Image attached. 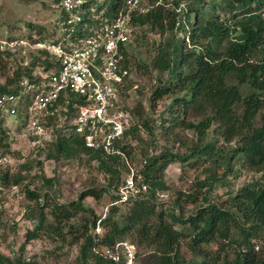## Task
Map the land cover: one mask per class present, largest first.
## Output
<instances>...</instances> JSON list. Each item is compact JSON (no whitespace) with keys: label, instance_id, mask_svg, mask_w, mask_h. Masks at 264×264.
Segmentation results:
<instances>
[{"label":"trees","instance_id":"obj_1","mask_svg":"<svg viewBox=\"0 0 264 264\" xmlns=\"http://www.w3.org/2000/svg\"><path fill=\"white\" fill-rule=\"evenodd\" d=\"M149 2L151 7L145 13L134 16L142 29L136 44L147 29H155L165 37L151 60L152 68L160 75L149 98L150 105L155 107L164 97H171L172 101L160 115L157 126H147V122H143V126L154 147L158 128L166 145H161L157 154L147 155L140 161L135 174L140 176V183H144L146 189L138 198L125 203L128 209L120 221L114 218L117 206L111 207L107 217L100 221V226L107 231L98 246L112 247L129 234L133 238L137 236L138 246L144 245L135 253L137 264H211L207 247L220 239L229 240L230 230L236 229L238 236L234 241L239 247L233 253L231 264H264V0H188L184 5L182 0H170L171 7L159 0ZM123 5L124 0H87L81 13L87 16L89 8L93 7L111 14ZM33 33L6 38L25 39L33 44L52 35L43 26L33 28ZM25 48L18 46L13 51L0 53V62L4 56L13 61L10 75L0 82V93L18 92L23 80L36 79V68L47 72L56 64L40 48L28 54V61L17 58L24 54ZM3 65L6 63L2 61V77ZM133 84L131 81L126 89ZM135 111L141 115L143 108L138 106ZM18 114L25 121L22 113ZM211 127L216 137L235 144L230 159L236 157L239 167L262 173V178L241 186L228 201L219 204L210 202L213 182L217 179L211 174L195 181L197 188L193 191L177 190L171 208H157V193L168 189L163 171L169 163L184 164L191 157L198 162L217 163L216 143L202 144ZM65 128L61 127L56 136L45 141L48 148L44 157L86 156L88 161L95 160L108 176L107 186L88 188L77 200L60 203L54 196L41 192L53 186L54 178L39 172L34 176L41 182L31 187L30 162L22 163L14 173L7 169L2 177L4 186L20 185L26 199L33 202L26 212V217L33 222V227L26 232V242L44 232L50 243L60 247L66 244L69 235V243L78 245L76 264H125L123 255L115 261L94 253L93 230L98 218L92 213L79 217L88 211L83 205L85 197L97 200L109 189L116 191L123 181V172L126 171V175L136 161L137 153L133 152L129 140L137 135L138 124L132 123L115 141L122 154H107L102 149L88 147L83 136ZM6 130L2 127L0 131V147L4 150L8 148L4 143L8 137ZM186 130L196 134L198 143L182 154L173 152L167 146L168 137L181 141L178 131ZM38 151L41 153L40 149ZM196 161L193 164H197ZM228 164L231 171L230 161ZM225 175L226 172L223 177ZM117 199L114 194L111 202ZM197 202L200 203L198 208L185 216L184 205ZM176 208L180 212L176 213ZM255 239H259L260 246ZM183 243L194 257L192 260L182 253ZM216 259L218 261L219 255ZM40 260L39 255L23 259L18 253L11 258L0 251V264H43Z\"/></svg>","mask_w":264,"mask_h":264},{"label":"rangeland","instance_id":"obj_2","mask_svg":"<svg viewBox=\"0 0 264 264\" xmlns=\"http://www.w3.org/2000/svg\"><path fill=\"white\" fill-rule=\"evenodd\" d=\"M55 1L0 0V37L6 38L8 36H27L29 33L34 34L33 28L35 29L36 26H43L47 32L57 36L55 22L59 16V12L55 8ZM159 1L165 2V4H168V7H171L169 6L170 0ZM187 1L182 0V4L184 5ZM143 32L144 34L138 40L137 44L133 46L129 55L135 80L134 84L129 88V92L123 98L125 110L130 115V124L136 123L139 127L136 133L137 135L132 136L129 140L131 146H133V152L135 154L137 153L136 161L133 165L131 164L134 169L139 167L140 161H143L142 159L145 156L157 154L161 149L160 146L166 145V141L159 134L160 130L158 128L156 129L157 146L154 147L149 137L147 138V132L143 126V122H147V126H157L160 122V115L165 111L167 104L172 101L171 97H164L155 104V107H151L150 105L149 98L152 90L158 83L157 78L160 75L157 70L152 68L151 60L156 54V47L160 40H163L165 37L159 35V32L155 29H147L143 30ZM33 51V48L26 47L24 54L21 53L17 58L28 61V54H33ZM4 58L2 61L6 65L2 66L4 75L3 77L2 75L0 76V82L3 81L5 76L10 75L13 67L12 59L5 56ZM244 90L248 92L246 88ZM138 106L143 108L141 115H138L135 111ZM164 115L166 114L164 113ZM50 124L52 125V130H50L51 127L49 126L46 128L45 134L39 135L37 139H34L35 136H31L28 133L27 121H23L19 114L6 119V125L11 131V135H9V139L7 138L8 148L3 151L11 157L12 165L10 172H17L22 163L30 162L31 169L28 173L30 182H32L31 187L41 182L34 176V174H39V172H43L47 177L54 178L53 186L46 190L43 188L41 192L42 194L48 193L50 196H54L56 201L60 203L77 200L80 193L88 188L100 189L107 186L108 176L98 168V162L95 160L88 161L89 158L86 156L70 159L61 157L58 159H47L44 157L48 148L47 142L45 141L56 136L58 133L57 130H60L62 127L58 126L56 122ZM213 128L211 127L208 130L202 144L209 142L216 143L218 147L216 155L217 163L213 165L209 162H198L194 157H191L184 164L178 162L169 163L163 171V180L168 186V189L157 193V208H171L177 190L184 192L193 191L197 188L195 181L202 180L211 174H214L217 179L213 182L214 186L212 195L210 196V202H217L219 204L228 201L230 196L241 186L251 184L262 178V173L239 167L236 162V157L230 159L235 144L233 142H224L219 137H216L213 134ZM178 132H180L179 136L181 141L171 136L168 137L167 141V146L175 153L182 154L199 141L193 131L186 130ZM137 136L140 138L137 139ZM39 147L45 148V150ZM39 149L41 153H38ZM37 161H40L41 164L36 163ZM195 161L197 164H193ZM229 161L232 167L231 171H229ZM125 172H123L121 180L126 176ZM225 172L226 175L223 177ZM23 173L26 172L23 171ZM115 192L113 189H109L97 200L90 196L85 197L83 205L88 211L79 217V219L83 216H91L90 214L92 213L97 216L98 220H102L107 217L112 206H117V213L114 218L120 221L123 214L127 212L128 205H110ZM29 205L32 206L33 202L26 199L20 185H6L4 190L0 192V251L11 258L18 253H20L23 259L33 255H39L41 257L40 261L43 264H76L78 245L69 243V235L67 236L66 244L60 247L56 243H50L44 232H39L36 239L26 242V232L33 227V222L26 217ZM199 205V202L185 204L183 214L185 216L191 214ZM175 212H180V210L176 208ZM106 231L107 228L100 226L102 237ZM237 234L236 229L230 230L229 240L220 239L207 247L210 255L208 261L211 264H231L233 253L239 247L234 241L238 236ZM137 240V236L133 238L132 235L127 234L119 242L123 241L131 244L135 254L138 249L141 251V248L144 246H138ZM254 242L258 246L261 245L259 239H255ZM23 245L24 247L21 251L20 248ZM221 246H224L223 249H221ZM181 251L187 259L192 260L194 258L184 243L182 244ZM218 255L219 259L216 261ZM137 261L138 258L134 255L132 263L137 264Z\"/></svg>","mask_w":264,"mask_h":264},{"label":"built area","instance_id":"obj_3","mask_svg":"<svg viewBox=\"0 0 264 264\" xmlns=\"http://www.w3.org/2000/svg\"><path fill=\"white\" fill-rule=\"evenodd\" d=\"M86 2L55 1L59 12L55 22L57 36L33 44L25 39L0 37V53L18 46L40 48L56 63L47 72L36 68V79L23 80L18 92L0 93V131L7 128L8 139L11 131L6 119L21 112L28 133L34 138L45 134L49 126L52 130L49 121L54 119L58 126H66V130L83 136L86 146L107 154H122L115 141L131 125L123 101L130 90L126 87L135 80L129 55L142 33L134 16L145 13L151 5L149 0H124V5L111 14L90 7L87 16H83ZM3 150L0 147V191L5 188L3 173L12 165L10 155ZM135 172L130 166L115 192L118 199L110 205L125 204L146 189ZM100 221L97 220L93 232L94 253L115 261L123 255L125 264H133L135 254L131 244L122 241L112 247L98 246L102 238Z\"/></svg>","mask_w":264,"mask_h":264}]
</instances>
